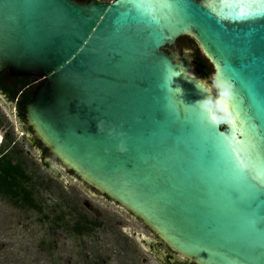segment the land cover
<instances>
[{"label": "water", "instance_id": "95a60500", "mask_svg": "<svg viewBox=\"0 0 264 264\" xmlns=\"http://www.w3.org/2000/svg\"><path fill=\"white\" fill-rule=\"evenodd\" d=\"M243 0H0V73L41 79L38 138L82 182L198 264H264V5ZM192 38L216 89L194 71ZM62 178V177H61ZM255 223V230L248 220Z\"/></svg>", "mask_w": 264, "mask_h": 264}, {"label": "rangeland", "instance_id": "374dc122", "mask_svg": "<svg viewBox=\"0 0 264 264\" xmlns=\"http://www.w3.org/2000/svg\"><path fill=\"white\" fill-rule=\"evenodd\" d=\"M190 40L193 39L184 36L178 42L189 50L195 73L216 95L213 68L206 59L210 66L208 79L200 75ZM199 52L205 58L200 47ZM5 112L8 113L7 109ZM7 125L8 117L2 111L0 137H17V126ZM10 144L11 141L4 140L0 153ZM9 153L26 162V186L32 188L37 208L20 207L0 193V264H120L129 258L134 247L139 250L132 235L146 234L145 230L124 208L91 188L89 191L87 184L59 163H55L54 176L39 161L28 159L19 145ZM78 218L91 223L89 232L72 231V223Z\"/></svg>", "mask_w": 264, "mask_h": 264}, {"label": "flooded vegetation", "instance_id": "af4514ba", "mask_svg": "<svg viewBox=\"0 0 264 264\" xmlns=\"http://www.w3.org/2000/svg\"><path fill=\"white\" fill-rule=\"evenodd\" d=\"M77 1L88 2L90 0ZM99 1L105 2L103 0ZM178 39L174 45L167 46L165 48L167 53L176 50L182 51L183 47L178 42ZM40 82L41 79L35 76L12 75L7 70H4L0 73V112L3 111L4 115L8 117L9 125L7 126H17L15 131H19L17 133V137L16 135L15 137H10L9 134H4V136L0 137V148L4 140L11 141L10 146L0 153V162L6 163V161L10 160V163L16 167V172L18 171L19 176L24 174L29 177L25 171V167H27L25 165L26 162L24 163L23 160L19 158V156L13 157L9 153L10 150L14 149V147L17 145L24 149L25 156L28 159L31 161H39L46 169L51 171L54 176L56 164L59 163L62 168L66 169L55 157V155L48 149V147L38 138L37 134L32 129L25 116V103L31 98L33 91ZM5 109L8 111L7 114ZM57 176L61 178V176ZM28 180L29 178L24 181L25 185L27 184L26 182ZM87 188H89V191L93 189L98 192L91 186ZM28 189L31 190L33 195L32 188L29 187ZM98 193L101 194L100 192ZM25 208L31 209L34 207L25 205ZM127 212L139 222H141L146 234H143V232L133 233L132 236L137 242L139 250H137V247H134L132 253H129V258L124 262L122 261L120 264H198L196 261L189 259L188 257L173 250L161 237L157 235L154 230L145 225L131 212ZM90 224L91 223L88 222L86 218H84L82 222H80L78 218V220L72 223V231L80 234L89 232L91 230L89 226Z\"/></svg>", "mask_w": 264, "mask_h": 264}, {"label": "trees", "instance_id": "16d2710c", "mask_svg": "<svg viewBox=\"0 0 264 264\" xmlns=\"http://www.w3.org/2000/svg\"><path fill=\"white\" fill-rule=\"evenodd\" d=\"M103 1L109 2L110 0ZM190 44L193 49V60L199 68L200 75L208 79L210 73L209 64L206 59L201 56L199 47L195 41L190 40ZM28 178L29 177L24 174L19 176L18 171L16 172V167L10 163V160L6 161V163L0 162V193L4 197L11 198L14 204L20 207L29 205L30 207L37 208L31 190L24 184V181Z\"/></svg>", "mask_w": 264, "mask_h": 264}, {"label": "snow or ice", "instance_id": "6c2138e0", "mask_svg": "<svg viewBox=\"0 0 264 264\" xmlns=\"http://www.w3.org/2000/svg\"><path fill=\"white\" fill-rule=\"evenodd\" d=\"M249 11H241V15H255L262 11L261 8L256 7L257 4L264 5V0H243ZM255 176L251 170L237 168L233 174L234 188L232 190V199L237 203H246L252 200L255 196L257 189L264 192L259 184L255 182ZM249 228L254 231L255 223L253 220H248Z\"/></svg>", "mask_w": 264, "mask_h": 264}]
</instances>
